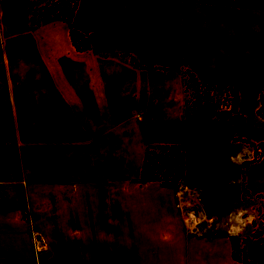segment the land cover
I'll use <instances>...</instances> for the list:
<instances>
[{
  "label": "rangeland",
  "instance_id": "obj_1",
  "mask_svg": "<svg viewBox=\"0 0 264 264\" xmlns=\"http://www.w3.org/2000/svg\"><path fill=\"white\" fill-rule=\"evenodd\" d=\"M72 1L0 0L2 106L8 102L7 82L21 71L45 70L51 57H129L135 82L126 96L130 116L143 135L176 139H143L139 181L175 190L176 183L187 186L185 168L190 186L201 189L200 205L211 208L206 215L214 217L212 233L226 228L244 264H264V89L252 92L256 78L255 84L241 86L242 69L234 64L261 38L254 39L251 28L261 20L233 8L231 0H76L69 19L38 15ZM257 48L258 64L248 74L260 80L256 66L264 55ZM146 74L161 88L151 86L145 93V87H137ZM22 78L16 91L24 93L32 84ZM7 113L0 110L3 118ZM12 134V128L0 126V179L15 158L14 144L6 140Z\"/></svg>",
  "mask_w": 264,
  "mask_h": 264
},
{
  "label": "crops",
  "instance_id": "obj_2",
  "mask_svg": "<svg viewBox=\"0 0 264 264\" xmlns=\"http://www.w3.org/2000/svg\"><path fill=\"white\" fill-rule=\"evenodd\" d=\"M233 8L261 20L251 25L259 44L245 47V58L234 62L242 69L240 85L251 86L256 78L252 92L259 95L264 62L256 66L260 80L248 73L258 64L257 47L264 55V11ZM133 65L119 54L111 60L54 56L45 70L21 71L7 82L8 102L0 110L8 113L0 116V126L12 128L6 140L14 144L15 158L0 179V264H244L226 228L188 235L173 187L139 181L143 139H176L143 135L130 116ZM24 76L32 85L17 92ZM150 76L136 81L145 93L161 88ZM184 181L191 185L185 168Z\"/></svg>",
  "mask_w": 264,
  "mask_h": 264
},
{
  "label": "built area",
  "instance_id": "obj_3",
  "mask_svg": "<svg viewBox=\"0 0 264 264\" xmlns=\"http://www.w3.org/2000/svg\"><path fill=\"white\" fill-rule=\"evenodd\" d=\"M175 207L180 211L184 230L191 236H207L212 233V216L206 215L200 206L201 189L176 183ZM41 243V239H37Z\"/></svg>",
  "mask_w": 264,
  "mask_h": 264
},
{
  "label": "trees",
  "instance_id": "obj_4",
  "mask_svg": "<svg viewBox=\"0 0 264 264\" xmlns=\"http://www.w3.org/2000/svg\"><path fill=\"white\" fill-rule=\"evenodd\" d=\"M184 1H196V2H210V0H184ZM233 5L237 7H246V8H257L264 9V0H231ZM78 1L73 0L72 4L69 6L57 8L53 7L51 10L38 14L39 17L51 16L61 18L63 20L69 19L76 10Z\"/></svg>",
  "mask_w": 264,
  "mask_h": 264
}]
</instances>
